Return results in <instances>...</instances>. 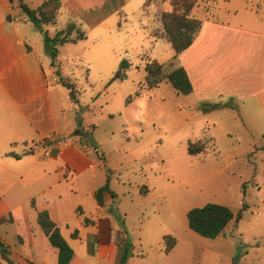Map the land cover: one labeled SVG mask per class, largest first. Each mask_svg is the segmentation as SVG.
<instances>
[{
    "label": "rangeland",
    "instance_id": "obj_1",
    "mask_svg": "<svg viewBox=\"0 0 264 264\" xmlns=\"http://www.w3.org/2000/svg\"><path fill=\"white\" fill-rule=\"evenodd\" d=\"M94 1L79 3L74 21L87 39L65 47L63 56L74 72L58 77L73 85L82 140L86 142L84 131L91 133L99 148L90 153L92 163L79 177L56 172L51 165L45 175L44 166L37 165L25 168L31 174L21 178L17 173L23 171L9 164L16 161L0 164V193L14 207L0 219V234L13 251L10 260L1 253L0 264H25L20 255L28 256L30 248L19 239L30 235L35 264L58 263L38 222L40 207L53 210L76 252V264H107L90 257L87 233L95 230L84 227L78 213L82 208L96 220L98 203L105 199L102 190L108 199L102 214H110L123 232L119 264H264V139L254 141L231 112L204 114L169 82L145 90L150 61L164 64L166 71L177 66L161 18L171 10L169 2ZM27 4L37 8L41 0ZM235 11H240L237 19ZM193 15L202 21L264 23V0H200ZM124 60L130 65L126 77L113 81ZM212 121L218 124L213 127ZM197 141L207 153L191 156L188 145ZM37 154L44 156L43 149ZM211 203L229 207L236 216L243 213L217 239L201 237L188 225L190 210ZM76 231L80 239L73 238ZM168 236L178 242L170 254L165 252Z\"/></svg>",
    "mask_w": 264,
    "mask_h": 264
},
{
    "label": "crops",
    "instance_id": "obj_2",
    "mask_svg": "<svg viewBox=\"0 0 264 264\" xmlns=\"http://www.w3.org/2000/svg\"><path fill=\"white\" fill-rule=\"evenodd\" d=\"M44 1L41 0V5ZM85 1L95 3L94 0H63L57 24L45 26L44 31L54 37L69 23H77L74 20L81 9L79 3ZM239 13L234 12L236 19ZM108 18L99 21L90 32L96 31ZM234 22L218 18L203 20L195 42L178 56L176 63L189 75L194 92L187 97L195 101L198 109L201 110L203 103H209L216 109L208 115L233 113L236 115L235 122L244 125L256 141L264 139V23L261 20L256 24L253 21L247 24L239 20ZM80 43L60 46L56 65H53L46 52L44 34L28 20L17 3L0 0V164L9 159L16 161L17 164H9L23 171L17 173L21 178L31 174L25 168L32 169L34 166L37 169V165L44 166L45 175L51 165L56 172L79 177L89 168L86 163H92L90 153L95 149L76 135L79 130L74 115L76 102L60 85L58 77L60 74L69 78L74 72L66 64L70 59L64 58L63 50L68 45L78 47ZM217 124L212 121L211 125L215 127ZM38 148L44 151V156L39 158ZM3 172L0 171V176ZM8 173L6 171L5 175ZM101 192L105 199H100L98 203L96 220L93 218L95 215L91 213L88 216L85 210L79 208L83 218L94 221L88 226L82 223L84 227L92 226L95 230L87 233L88 252L98 261L119 264L118 250L123 245V232L117 228L110 214H102L101 206L107 196L103 190ZM95 194L92 193L98 197ZM0 197L1 219L14 207L10 198H3L1 193ZM32 203L35 207L36 201ZM42 211H48L59 226L60 222L50 207H40L39 212ZM0 240L9 249V254L4 256L9 259L8 256L13 253L11 245L1 234ZM19 240L30 248L28 256L20 255L25 264H35L34 237L30 235L29 239ZM54 253L58 257L57 250L54 249ZM76 260L75 252L72 264H76Z\"/></svg>",
    "mask_w": 264,
    "mask_h": 264
},
{
    "label": "trees",
    "instance_id": "obj_3",
    "mask_svg": "<svg viewBox=\"0 0 264 264\" xmlns=\"http://www.w3.org/2000/svg\"><path fill=\"white\" fill-rule=\"evenodd\" d=\"M9 1L12 4L17 3L18 8L27 16L28 20L44 34L46 52L52 59L53 65H56L60 46L69 43L77 44L78 42L87 39V32L77 23H69L54 37H51L44 31L43 28L45 26L57 24L63 0H45L37 9L31 8L27 4V0ZM162 2H169L171 7L170 11L163 12L161 18L164 28V36L171 44L175 53L174 60L176 61L180 54L193 45L202 29L203 21L193 15V12L200 5V0H162ZM171 66H173L172 63ZM129 67V63L124 60L120 69L114 76L113 81L123 80L126 77ZM145 71V90L147 91H152L153 89L158 88L161 84L169 82L180 95L189 96L194 92L193 84L183 67L176 66L172 70L166 71L164 64L157 60H153L146 65ZM58 76H60V74H58ZM60 82L71 90V99L74 101L76 94L73 90V85L67 83L62 78L60 79ZM131 99L129 102H131ZM215 109L216 106L213 104L203 103L201 105V111L204 114L211 113ZM76 135L82 136L79 131H77ZM85 141V143L90 146L88 140L86 139ZM98 148L99 146L96 147L95 150ZM188 153L191 156L206 154L207 148L201 141H197L196 143H190L188 145ZM15 157L20 159L19 156ZM105 190L110 193L108 185ZM244 210H247V206H245ZM78 213H80L81 216L84 215L81 209L78 210ZM242 217V212L236 216L229 207L211 203L204 207L190 210L188 213V225L191 231L201 237L217 239L225 233L233 220L236 219L237 222H240ZM38 222L44 235L48 238L50 245L57 250V264H72L75 257V251L62 235L60 227L52 220L50 213L48 211L40 212ZM92 223H94V221L88 218H83L84 225L88 226ZM78 236L79 232L76 231L73 234V238L76 239ZM165 243V252L166 254H170L178 242L174 237L168 236L165 238ZM1 253L7 256L9 254V249L6 248L0 240V254Z\"/></svg>",
    "mask_w": 264,
    "mask_h": 264
},
{
    "label": "water",
    "instance_id": "obj_4",
    "mask_svg": "<svg viewBox=\"0 0 264 264\" xmlns=\"http://www.w3.org/2000/svg\"><path fill=\"white\" fill-rule=\"evenodd\" d=\"M84 138H86L92 148L98 147V143L95 141L93 135L91 133L83 132Z\"/></svg>",
    "mask_w": 264,
    "mask_h": 264
}]
</instances>
